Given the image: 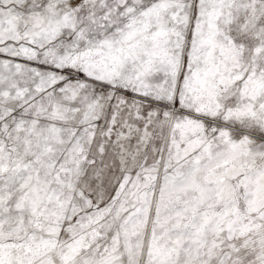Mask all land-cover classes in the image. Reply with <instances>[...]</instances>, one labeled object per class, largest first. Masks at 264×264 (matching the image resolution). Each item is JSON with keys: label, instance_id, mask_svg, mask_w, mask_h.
Here are the masks:
<instances>
[{"label": "snow or ice", "instance_id": "6c2138e0", "mask_svg": "<svg viewBox=\"0 0 264 264\" xmlns=\"http://www.w3.org/2000/svg\"><path fill=\"white\" fill-rule=\"evenodd\" d=\"M0 264H264V0H0Z\"/></svg>", "mask_w": 264, "mask_h": 264}]
</instances>
